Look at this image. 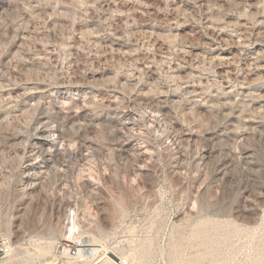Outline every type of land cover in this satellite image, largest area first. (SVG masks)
<instances>
[{
	"label": "rangeland",
	"instance_id": "obj_1",
	"mask_svg": "<svg viewBox=\"0 0 264 264\" xmlns=\"http://www.w3.org/2000/svg\"><path fill=\"white\" fill-rule=\"evenodd\" d=\"M73 210L129 264H264V0H0V264H77Z\"/></svg>",
	"mask_w": 264,
	"mask_h": 264
},
{
	"label": "bare ground",
	"instance_id": "obj_2",
	"mask_svg": "<svg viewBox=\"0 0 264 264\" xmlns=\"http://www.w3.org/2000/svg\"><path fill=\"white\" fill-rule=\"evenodd\" d=\"M80 229H81V217L76 212V210H74L73 222L70 221V215H69L68 224L65 226V229H63L62 231V237L63 240H67V241L73 240L80 247L79 248L80 253L79 256L74 257L71 254L68 247L62 246V248L64 249L63 251L65 253V255L64 254L63 255L65 257L73 260L77 264H103V261H106L109 264H129L127 258L121 256L119 251L106 247L104 243L101 242L94 235L80 236ZM13 251H14V246H13ZM102 251L105 252L104 256H99V254H101ZM81 257H83L82 260L80 259Z\"/></svg>",
	"mask_w": 264,
	"mask_h": 264
},
{
	"label": "built area",
	"instance_id": "obj_3",
	"mask_svg": "<svg viewBox=\"0 0 264 264\" xmlns=\"http://www.w3.org/2000/svg\"><path fill=\"white\" fill-rule=\"evenodd\" d=\"M73 217H74V210L71 211L70 213V221L73 222ZM65 246L68 247L70 250L71 254L74 257L79 256V246L72 240V241H67L65 240L64 242ZM13 253V243L12 239L7 236H0V260H4L6 258H9ZM81 260L83 257L80 258Z\"/></svg>",
	"mask_w": 264,
	"mask_h": 264
}]
</instances>
